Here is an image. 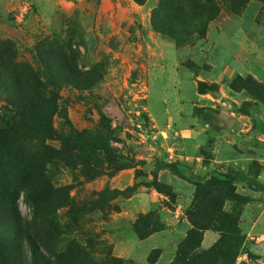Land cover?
Returning <instances> with one entry per match:
<instances>
[{
  "label": "rangeland",
  "instance_id": "rangeland-1",
  "mask_svg": "<svg viewBox=\"0 0 264 264\" xmlns=\"http://www.w3.org/2000/svg\"><path fill=\"white\" fill-rule=\"evenodd\" d=\"M147 1L0 0V264H29L27 234L60 264H137L116 244L168 228L179 201L188 228L165 264H235L249 249L243 187L258 184L248 156L264 146V0L238 11L220 2L203 35L179 42L153 25L161 0L144 17ZM210 9L165 24L183 30ZM194 135L197 168L184 163ZM217 154L225 171L212 167ZM150 192L158 201L138 211ZM194 223L196 248L182 259ZM202 227L218 233L209 248ZM218 244L225 261L206 253Z\"/></svg>",
  "mask_w": 264,
  "mask_h": 264
},
{
  "label": "crops",
  "instance_id": "crops-1",
  "mask_svg": "<svg viewBox=\"0 0 264 264\" xmlns=\"http://www.w3.org/2000/svg\"><path fill=\"white\" fill-rule=\"evenodd\" d=\"M158 0H148L146 4L143 5V8L146 11V16L150 17L151 10L155 7ZM142 8V9H143ZM149 22H145L146 29L149 32V35H153L152 27ZM148 26V27H147ZM213 25H210L209 31ZM238 27V26H236ZM236 29V28H235ZM172 46L174 43H170ZM170 46V45H169ZM236 53L232 55V60L237 62L240 58L241 46L239 44H235ZM225 68L223 72H225ZM236 69L233 67V72ZM232 75V74H231ZM239 94V93H238ZM223 96V92L221 94ZM253 123L244 122L240 125V130L244 132L245 130H250L252 128ZM229 128L228 124L224 125L223 129L227 130ZM222 129V130H223ZM244 135L243 133L241 136ZM194 136L188 137L185 141V157L184 163H192L197 167H201L202 157L199 153V148L202 145V140ZM238 140V139H237ZM247 158V157H245ZM249 160L258 161L261 170L258 176L249 175V177H255L258 184L249 186V188H244L250 194L253 195L252 201L245 205L244 213L242 216V226L244 227V232L246 234V244H248L249 249H246L240 253V255L236 258L235 264H264V146L258 148V152L248 156ZM247 158V159H248ZM226 158L224 156H219L212 159V167L213 165L217 166L220 170H226ZM241 163V162H240ZM241 165V164H240ZM214 166V167H215ZM203 170H206L204 167ZM208 170V167H207ZM143 204L137 203V210H148L153 207V203L158 201V197L154 195V192L142 194ZM182 204V205H181ZM185 203L178 202L176 209L172 210V215L167 219L168 228L162 229L160 231H156L146 238L140 239L136 235L133 239L121 240L116 244L115 250L116 254L122 258L133 259L137 264H150L148 262V255L152 249L159 248L161 249V254L158 261L155 264H165L166 260L172 259L173 256V247L174 244H178L182 238L186 234V230L188 228V223L183 216L180 214V209H183ZM218 238V233L214 230H206L204 232L203 239V247L209 248L214 244V242ZM250 250V251H249Z\"/></svg>",
  "mask_w": 264,
  "mask_h": 264
},
{
  "label": "trees",
  "instance_id": "trees-1",
  "mask_svg": "<svg viewBox=\"0 0 264 264\" xmlns=\"http://www.w3.org/2000/svg\"><path fill=\"white\" fill-rule=\"evenodd\" d=\"M220 2L227 3L228 6L232 9V11H238L241 7L245 6V3L247 0H161L158 7L154 9L153 12V25L157 31H159L162 34L168 35L172 38H174L177 42L181 41L182 39L185 40L188 37H191L194 33H198L203 35L206 31V28L208 26V22L211 21L213 18H215L218 14V11L220 9ZM207 5L209 3L213 9L209 10V13L207 12L206 15L204 14H196L193 13L192 17L188 18L187 20H183L185 23L182 24L184 27L183 30H174L171 29L170 25H166L165 23H171L174 19V16H178L183 11H186L187 9H199L203 5ZM238 4V6H236ZM165 14V21L164 23H160L158 20L160 19L159 16L163 13ZM157 17L159 19H157ZM189 24V25H188ZM18 150V149H17ZM8 151H11V148L9 147ZM200 225L194 223V227L190 229L187 240H186V246L184 248H179V257L182 259H187L190 254H192V250L196 248L195 244L193 243V240L195 238V235L198 234V230ZM209 227H202V230H206ZM150 232H148L146 235H148ZM144 234V237L146 236ZM203 235V234H202ZM26 240L28 243V249L30 251V258L29 264H60V259L58 258L60 255L54 256H47L46 252L41 247L38 239L35 236H32L31 234H27ZM18 244V242H17ZM187 244L190 245V247H187ZM195 246V247H194ZM223 244L218 246H213L209 250L206 251L209 255L213 256L215 260L219 262V260L225 261V255L222 251ZM196 254L192 257L195 258ZM222 258V259H221ZM117 260V259H114ZM180 261V259H178ZM236 261V260H235ZM97 264H105L103 262H97Z\"/></svg>",
  "mask_w": 264,
  "mask_h": 264
}]
</instances>
